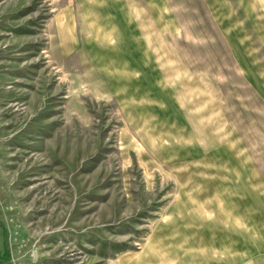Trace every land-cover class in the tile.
Returning <instances> with one entry per match:
<instances>
[{
  "label": "rangeland",
  "instance_id": "1",
  "mask_svg": "<svg viewBox=\"0 0 264 264\" xmlns=\"http://www.w3.org/2000/svg\"><path fill=\"white\" fill-rule=\"evenodd\" d=\"M0 264H264V0H0Z\"/></svg>",
  "mask_w": 264,
  "mask_h": 264
},
{
  "label": "trees",
  "instance_id": "2",
  "mask_svg": "<svg viewBox=\"0 0 264 264\" xmlns=\"http://www.w3.org/2000/svg\"><path fill=\"white\" fill-rule=\"evenodd\" d=\"M0 226H1V222H0Z\"/></svg>",
  "mask_w": 264,
  "mask_h": 264
}]
</instances>
